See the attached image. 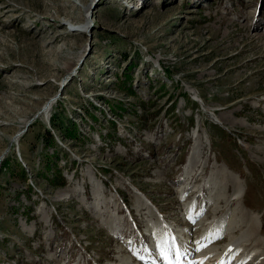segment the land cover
Segmentation results:
<instances>
[{
	"label": "rangeland",
	"instance_id": "obj_1",
	"mask_svg": "<svg viewBox=\"0 0 264 264\" xmlns=\"http://www.w3.org/2000/svg\"><path fill=\"white\" fill-rule=\"evenodd\" d=\"M89 1L0 0V264H264V0Z\"/></svg>",
	"mask_w": 264,
	"mask_h": 264
},
{
	"label": "bare ground",
	"instance_id": "obj_2",
	"mask_svg": "<svg viewBox=\"0 0 264 264\" xmlns=\"http://www.w3.org/2000/svg\"><path fill=\"white\" fill-rule=\"evenodd\" d=\"M78 3H76L75 2V4L77 5V6H79V4H81L80 2H82V0H76ZM90 2H92L91 0L89 1V3ZM88 3V4H89ZM82 4H83V2H82ZM88 4H84L85 5V8H86V6H88ZM85 10V9H84ZM84 15H85V17H83V19H82V21H80L79 19H75V22L77 21V23L74 25L75 27H76V29L78 30V31H80V32H85L86 30H87V27H88V19L91 17V19H92V13H90L89 12V10L87 9V10H85L84 11ZM66 24H67V22H65ZM50 110V105H48V106H44L43 108H41V110H40V112H38V113H40L41 115H43V114H48L47 112ZM216 119V118H215ZM198 156L199 158H200V152L197 150V146H194L193 147V150H192V153H191V156L190 157H188L187 159H186V163H185V165H186V170H188L189 169V167H190V164L192 165V161H193V158H195V156ZM196 165H198L197 163H196ZM195 165V167L193 168V170L191 171V173H190V175H192V172L196 169V168H198L197 166ZM186 173V172H185ZM230 173V172H229ZM189 175V176H190ZM188 176V177H189ZM97 187V188H96ZM187 188V184H186V182L183 184V186L182 187H180V188H178V192H180L181 191V189H186ZM94 195H95V197H96V200H97V202H96V208L100 205V204H102V199L101 198H99L100 196L99 195H97L98 194V192H99V189H98V186H95L94 187ZM234 200H238L240 197H241V191H239L238 190V192L237 193H235L234 195ZM144 205H146V208L147 209H149V207H150V204H144ZM200 205V204H199ZM188 206V205H187ZM194 209H192V212L190 213V216L191 217H193V218H197L201 213L199 212V213H197L198 212V210H195V211H193ZM191 211V210H190ZM156 213L158 214V211H156ZM187 215H188V213H186ZM112 215L114 216V213H112ZM186 216V215H185ZM157 217V216H156ZM199 218V217H198ZM255 218V217H254ZM113 219H114V225H113V230H115V232H117L118 231V229H119V226H117V224H116V221L119 223V219L120 218H118V217H116V215L113 217ZM161 219V218H160ZM163 221V220H162ZM200 222V221H199ZM202 222V224H205L204 223V221H201ZM200 222V223H201ZM164 226H166V224H164ZM199 226V225H198ZM201 226H203V225H201ZM205 226V225H204ZM209 226V225H208ZM176 227V226H175ZM204 228V227H203ZM202 228V229H203ZM164 229H165V227H164ZM206 229V228H205ZM212 229V228H211ZM166 230L171 234V235H173V236H175V238H176V241H177V244H180V243H182V241L184 240V238H182V234L180 233V231H177V230H174L173 229V227H172V225H170V224H167V226H166ZM149 231V230H148ZM181 231H182V229H181ZM205 233H206V231H204ZM212 232V231H211ZM223 232H225V231H223ZM227 233V232H226ZM221 234H222V232H221ZM208 235V234H207ZM206 235V236H207ZM201 236V235H200ZM221 236V235H220ZM202 237V236H201ZM204 238V237H203ZM234 238V237H233ZM198 239H199V237H198ZM200 241V240H199ZM256 241H258V240H256ZM259 241H261V240H259ZM180 242V243H179ZM228 243H230V245L227 247V248H225L226 246H224V250L222 251V252H220L218 255H216V258H214L213 259V261L211 262V264H219V261H221L222 259H226V260H231V264H235V262H233L232 261V254L234 253V251H233V249H231V252H229V249L230 248H232L233 246H234V241L230 238V241L228 242ZM227 243V244H228ZM260 243V242H259ZM226 244V245H227ZM235 247V246H234ZM192 251V250H191ZM208 252H211L210 251V249H206V250H204V251H202V252H200V256H201V258H199L198 260H196V261H200V260H203L204 259V257H207V255H208ZM201 253H203V254H201ZM208 259V258H207ZM187 264H189V262L187 263Z\"/></svg>",
	"mask_w": 264,
	"mask_h": 264
},
{
	"label": "snow or ice",
	"instance_id": "obj_3",
	"mask_svg": "<svg viewBox=\"0 0 264 264\" xmlns=\"http://www.w3.org/2000/svg\"><path fill=\"white\" fill-rule=\"evenodd\" d=\"M189 219L191 220V216H189ZM220 238L222 237L219 235V230L211 232L208 236L202 238L201 241L196 242L197 247L195 248V251H201L203 248L207 247L208 243H212L214 240ZM229 252H231V249H229ZM157 254L163 261V264H183L184 258L188 255V249L179 246L175 236L171 235L166 230L165 226V231L162 232L157 243ZM139 258L142 260L144 259L142 256ZM190 264H203V260H193ZM219 264H231V260L222 259L219 261ZM241 264H246V262H241Z\"/></svg>",
	"mask_w": 264,
	"mask_h": 264
},
{
	"label": "trees",
	"instance_id": "obj_4",
	"mask_svg": "<svg viewBox=\"0 0 264 264\" xmlns=\"http://www.w3.org/2000/svg\"><path fill=\"white\" fill-rule=\"evenodd\" d=\"M120 104H121V103H119V104L117 105V107H118V109L123 110L124 108H122V106H121ZM53 126H54V127H57L55 124H53Z\"/></svg>",
	"mask_w": 264,
	"mask_h": 264
}]
</instances>
